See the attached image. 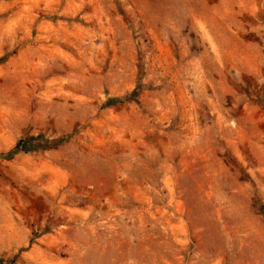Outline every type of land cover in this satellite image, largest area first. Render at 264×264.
Here are the masks:
<instances>
[{
  "label": "rangeland",
  "instance_id": "374dc122",
  "mask_svg": "<svg viewBox=\"0 0 264 264\" xmlns=\"http://www.w3.org/2000/svg\"><path fill=\"white\" fill-rule=\"evenodd\" d=\"M0 264H264V0H0Z\"/></svg>",
  "mask_w": 264,
  "mask_h": 264
},
{
  "label": "trees",
  "instance_id": "16d2710c",
  "mask_svg": "<svg viewBox=\"0 0 264 264\" xmlns=\"http://www.w3.org/2000/svg\"><path fill=\"white\" fill-rule=\"evenodd\" d=\"M22 141H19L18 143H16V145L12 148V150L10 151V153L12 154V155H14V154H16V153H18V152H20V151H23L24 149H22Z\"/></svg>",
  "mask_w": 264,
  "mask_h": 264
}]
</instances>
